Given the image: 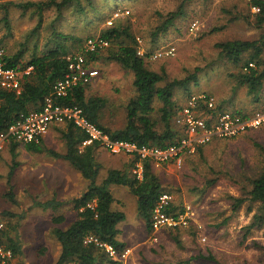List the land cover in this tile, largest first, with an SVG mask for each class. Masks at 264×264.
<instances>
[{
    "label": "rangeland",
    "instance_id": "obj_1",
    "mask_svg": "<svg viewBox=\"0 0 264 264\" xmlns=\"http://www.w3.org/2000/svg\"><path fill=\"white\" fill-rule=\"evenodd\" d=\"M46 1L0 0V47L8 56H19V62L23 65L32 55L42 56L47 50L53 49L56 43L64 44L70 54L84 57L89 39L85 40L98 38L113 25L120 29L128 28L129 32L136 36L138 52L141 56H147L148 68L159 73L164 72L167 81L196 73L197 82H191L188 90L195 96L205 93L214 97L222 103L223 109L230 113L240 111L251 116L264 106V87L259 95L260 103L255 102L256 96L250 95L245 86L238 84L237 76L242 70L241 65L240 68L229 63L216 47L217 44L228 41L259 40L264 29L252 24L253 14L256 12L250 7V0H187L184 2V15L175 20L174 26L167 33L159 36L158 41H161V44H154L151 34L163 23L168 13L177 11L183 0H114L115 3L109 8L106 7L108 3L111 4V0H98L91 9L87 8L85 15H79L69 9L64 11L63 16H59L53 8H45L39 12L37 8L26 10L16 5ZM117 11L122 13L115 16ZM40 20L41 27L36 29ZM110 20L111 25L108 24ZM56 33L80 38L82 42L55 39ZM159 45L161 46L158 48ZM115 48L116 44L108 43V46L101 50L98 59L93 61L86 57V68L99 72L98 76L86 85V95L88 98L100 97L105 100V106L100 112V122L105 128L120 130L127 125V105L135 97L136 90L133 74L124 70L118 63L106 59L108 51ZM170 48L175 49L173 55L167 54ZM186 92L187 90L182 88L175 89V112L178 108L188 105L190 98L187 99ZM153 106L158 111L161 105L157 101ZM156 111L152 114V121L155 123L160 119ZM194 112L199 118L207 117L205 107H198ZM64 127L65 124L52 125L44 135L41 146L63 154L66 145L59 129ZM171 127L175 131L181 130L175 123L174 115ZM255 144L264 146V129L233 139L230 145H227V154L221 157L223 162L219 164L220 169L228 170L229 166L232 167L235 160H238L235 154L233 155L234 150L242 152L248 162H251L250 166L254 167L258 152ZM17 145L14 152L11 150V144L0 150V228L8 233L9 236L4 239V242H7V238L14 235L12 227L17 223L11 222L3 214L6 210L23 211L27 200L38 199L34 197V193L39 196L46 194L48 197L53 193L56 199L66 202L60 211L58 207L54 208V205L44 207L38 203L32 204L31 211L28 212L29 220L20 222L26 226L22 232L23 237L19 240L24 242L21 249L22 253L26 254L28 264H51L49 260L39 256L43 255L40 254V238L47 225L51 227V222L47 221L45 216L62 213L67 217V221L52 227L69 226L76 219V215L72 204L67 202L80 196L87 189L88 182L68 162L56 159L48 153L28 151L24 144ZM95 158L100 165L97 180L99 183L111 170L132 174L137 165L144 166V162L136 156L111 154L98 146ZM196 164L188 155L181 156L180 161L159 166L153 163L154 172L163 186L173 191L177 205L183 208L191 207L194 212V220L199 229L197 236L191 240L184 236L180 240V246L174 240L173 233L161 234L163 243L157 244V237L154 234L148 236L145 231L143 220L136 211L137 204L130 192L121 186L113 185L109 188L115 198L114 209L126 215L125 221L119 225V230H122L121 237L129 241L130 247L133 248L128 252L124 264L264 263V231H253L244 238L243 228L251 222L254 214L246 212L251 203L246 202L238 212L233 211L232 200L227 195L239 196L240 190L238 186H232L225 176H222L220 184L206 198L191 190L196 184L190 179L189 168H196ZM200 179L202 178L199 177L196 182L199 183ZM27 183L35 187L33 194L27 190ZM10 185L20 203L15 206L5 197ZM191 204H196L197 207L193 208ZM253 206L255 211L257 207ZM199 249L205 252L206 258L207 250L211 249L216 262L207 263L204 259H192L196 257ZM11 264H25V260L17 258Z\"/></svg>",
    "mask_w": 264,
    "mask_h": 264
},
{
    "label": "trees",
    "instance_id": "obj_2",
    "mask_svg": "<svg viewBox=\"0 0 264 264\" xmlns=\"http://www.w3.org/2000/svg\"><path fill=\"white\" fill-rule=\"evenodd\" d=\"M185 1L187 0L181 2L177 11L168 13L163 23L151 34L154 44L159 42L160 35H164L174 26L176 19L184 15ZM97 3L98 0H47L46 2H29L26 5L17 3L16 5L26 10L37 8L39 12L45 8H53L59 16H63L64 11L69 9L79 15H85L87 8L91 9ZM114 3L115 1L111 0V4L108 3L106 8ZM250 7L258 9V12L253 14L254 21L252 24L259 29H264V0H250ZM39 27H41V20L36 29ZM58 38L82 42L80 38L56 33L55 39ZM98 38L107 43L116 44L115 50L108 51L106 59L118 63L124 70L133 74L136 95L127 105V125L123 129L111 130L101 124L100 112L105 106V100L100 97L88 98L86 86L81 83L72 86L65 96L56 95V83L64 80L69 73L67 58L76 57V54H70V50L64 44L56 43L53 49L47 50L42 56L32 55L24 65L19 62V56L6 54L5 60L8 68H15L21 73H24L29 67L32 70L29 74H22L23 84L20 94L0 88V134L7 131L22 115L41 111L46 99L51 98L57 105L80 108L90 122L113 140L160 149H166L176 144L180 139L181 132L175 131L171 127L172 117L180 109L178 108L175 112L174 91L176 88L185 89L187 90V99L191 98L194 94L188 90V85L191 82L196 84V73L182 79L167 81L164 72L159 73L148 68L147 56L138 54L136 36L132 35L128 28L120 29L112 25L103 31ZM88 39H94V37L87 38L85 41ZM216 47L229 63L239 67L241 65L242 70L237 76L238 84L245 86L250 95L256 96L255 102L260 103L259 95L264 87V32L256 41H228L219 43ZM100 52L101 50L87 52L84 56L85 58L88 56V59L94 61L100 57ZM250 64H253L254 67H250ZM157 101L161 105L158 111L153 106ZM215 110H224L222 103L216 101ZM155 111L160 116L159 122L156 123L152 121V114ZM212 112L215 111L212 110ZM232 114L239 118L249 117L240 111H235ZM260 129H264V125L259 128L248 129L232 138L213 137L209 142L197 146L194 153L185 152L182 154V156H190V159L195 164L197 163L196 168H189L191 171L190 179L196 184L191 187V190H195L206 198L220 184L222 176H225L232 186H238L240 190L239 196L226 194L232 200L233 211L238 212L242 204L251 203L246 212L247 214L254 212V214L251 222L243 228L245 230L244 238L252 234L253 231H264V146L255 144L258 147V152L254 167L250 166L249 163L251 162H248L247 157L242 152L236 150L233 151V155L235 154L238 160H235L232 167L229 166L228 170L223 171L219 164L223 162L221 157L227 154V145H230L233 139L243 135L248 136ZM59 132L66 145L63 154L43 148L41 140L39 143H31L25 146L28 151L48 153L56 159L68 162L88 182L87 189L72 201L76 219L66 229L59 227L53 229V235L61 246L60 255L55 264L119 263L118 260L111 258L109 252L106 251V247H111L116 254L120 255L127 249L126 243L119 239L121 234L119 225L125 221L126 215L113 207L115 198L109 189L113 185L123 187L134 197L137 204L136 211L143 220L144 229L148 236L154 234L157 237V244L163 243L161 234L166 233H173V238L179 246L180 240L184 236H187L188 240L195 239L199 229L194 219L190 220L186 227L176 226L167 230L165 228L157 232L153 231L152 214L158 197L164 192L173 195V191L167 190L163 186L159 176L154 172L152 160L143 161L142 179H139L134 173L111 170L99 183L97 180L100 165L95 158L97 142L83 146V142L87 140L88 136L71 122L66 123L63 129H59ZM11 141L14 142L9 140V142ZM17 146V143L12 144L11 150L14 152ZM199 177L202 179L197 183ZM12 190L13 187L10 185L5 197L11 203L16 204L17 201ZM57 204L58 202H52L44 207L51 205L57 207ZM191 205L193 208L196 206V204ZM253 205L257 207L255 211ZM178 206L174 199L167 208V212L174 215L183 213L184 208ZM3 216L11 219L14 217L12 214L6 213ZM65 222L63 216L53 219L55 225H62ZM6 237V233L0 228V246L10 249L14 257L22 255L19 239L7 238V242H4ZM89 238H93L95 241L87 242ZM152 248L154 249L155 246ZM207 253L208 257L206 258L205 252L199 249L196 257L192 259L195 261L204 259L207 263L216 262L212 250L208 249Z\"/></svg>",
    "mask_w": 264,
    "mask_h": 264
},
{
    "label": "built area",
    "instance_id": "obj_3",
    "mask_svg": "<svg viewBox=\"0 0 264 264\" xmlns=\"http://www.w3.org/2000/svg\"><path fill=\"white\" fill-rule=\"evenodd\" d=\"M253 10L258 12L256 8H253ZM120 13L122 12L117 11L115 16H119ZM126 13L128 14L129 12ZM108 24L111 25L112 21L110 20ZM193 27H195V24ZM107 46L108 43L102 39H90L87 41L86 51L98 52ZM174 50V48H170L167 54L173 55ZM138 54L141 55L140 52ZM5 57V50L0 47V88L20 94L23 84L22 74H29L32 68L29 67L24 73L19 72L15 68H8ZM67 60L69 62V73L64 80L56 83L55 93L57 96L67 95L69 89L79 83L86 86L99 73L96 69L86 68L88 64L85 56L68 57ZM253 66V64H250V67ZM201 106L205 107L207 111L206 118H199L194 112L196 108ZM215 109L216 101L213 97H209L206 94L193 95L189 99L188 105L182 107L175 115V123L178 127H181L179 141L166 149H160L138 146L127 141L113 140L108 134L90 122L80 108L57 105L51 98H48L41 111L22 115L7 131L0 134V150L9 140L24 145L39 143L52 125L71 122L87 134L88 138L83 142V146L97 142L98 147L111 154L136 156L141 162L150 159L156 166H159L180 161L183 153H194L197 146L209 142L213 137L232 138L248 129L259 128L264 125V106L247 118H239L228 111ZM212 110L215 112L213 113ZM134 174L139 179H142L143 166L137 165ZM174 199V196L168 192H164L158 197L152 214L154 232L176 226L186 227L189 221L194 219V212L188 206L184 208L183 213L177 215L168 213L167 208ZM91 241L95 240L93 238L87 240V242ZM106 251L109 252L111 258L119 261L118 264L125 263L127 251L120 255L116 254L111 247H106ZM13 258L14 255L10 249L0 246V264H10Z\"/></svg>",
    "mask_w": 264,
    "mask_h": 264
},
{
    "label": "crops",
    "instance_id": "obj_4",
    "mask_svg": "<svg viewBox=\"0 0 264 264\" xmlns=\"http://www.w3.org/2000/svg\"><path fill=\"white\" fill-rule=\"evenodd\" d=\"M60 125V124H59ZM43 139H44V136L41 138V142L43 141ZM12 145V144H16L15 142H9V143H7V144H5L4 145V147H9V145ZM26 145V144H25ZM3 147V148H4ZM2 148V149H3ZM6 149V148H5ZM36 168H38V166H37V164H35L34 165ZM27 190L30 192L31 191V193H32V190H34L35 189V187L33 186L32 187V184L31 183H27ZM115 186V185H114ZM33 194V193H32ZM46 194H44L43 196H44V200H43V196H39L38 194H36V193H34V197H38V201L37 200H27L26 201V204H25V208H24V210L23 211H21V210H19V212H15V211H11V210H6V214H12L14 217L11 219V218H9V217H7L11 222H13V223H17L15 226H13L12 227V229L14 230L13 231V233L12 234H14L12 237H10V238H12V239H16V238H22L23 236H22V232H23V229L24 228H26V226L25 225H21L20 224V222H24V221H28L29 220V214H28V212H30L31 211V205L33 204H40L41 206H45L46 204H48V203H52V202H58V204H57V207H58V211H60V209L65 205V203L66 202H64V201H62V200H58V199H56L55 197H54V194L52 193V194H50V196L48 197L47 195V197L48 198H46V196H45ZM15 196H16V194H15ZM33 196V195H32ZM16 198V201H17V203L16 204H13V203H11L12 205H18V204H20L19 203V200H18V197L16 196L15 197ZM76 198V197H75ZM74 199V198H73ZM72 201L73 200H71L70 202H67L68 204H72V208H73V203H72ZM22 205H24V204H22ZM54 208H56L55 206H54ZM120 212H122V211H120ZM4 213V214H5ZM124 213V212H123ZM48 216V215H47ZM47 216H45V218L47 219V221L49 220L50 222H51V227L52 226H54L55 224H53V219L55 218V217H61V216H63L64 218H65V220L67 221V217L65 216V215H63L62 213L60 214V215H55V213H54V215H49V217H47ZM2 223V222H1ZM142 225H143V227H144V223L142 222ZM70 226V225H69ZM69 226H67V227H69ZM51 227H49L48 225H47V229L44 231V234H43V236L40 238V240H41V242H40V245H41V247H42V249H41V252H40V254H43V255H39L42 259H47V260H49L50 261V263L52 264H55L56 263V261H57V259H58V257H59V255H60V251H61V246H60V243L57 241V239L55 238V236L53 235V229L55 228V227H52V229H50ZM57 227H59V228H62V226L60 227V226H57ZM67 227H65L64 229H66ZM121 231V234L119 235L120 237H119V239L120 240H122V241H124L125 243H126V245H127V249H126V251L127 252H130L133 248H131L130 247V242L129 241H127L124 237H121V235H122V230H120ZM131 231V230H130ZM143 233H145L144 231H143ZM6 235L7 236H9L8 235V233L6 232ZM20 241V240H19ZM20 243H21V247H23V245H24V242H21L20 241ZM22 250V249H21ZM17 258H22V259H24L25 260V264H28V262H27V259H25L26 258V254H24V253H22V255H20V256H16V257H14L13 258V260L12 261H15V260H17ZM12 263V262H11ZM10 263V264H11Z\"/></svg>",
    "mask_w": 264,
    "mask_h": 264
}]
</instances>
